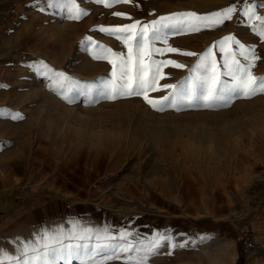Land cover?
I'll return each mask as SVG.
<instances>
[{
  "label": "rangeland",
  "instance_id": "rangeland-1",
  "mask_svg": "<svg viewBox=\"0 0 264 264\" xmlns=\"http://www.w3.org/2000/svg\"><path fill=\"white\" fill-rule=\"evenodd\" d=\"M261 3L132 0L105 6L76 0L85 14L72 20L66 7H51L49 0L0 1V247L11 252L19 247L17 238L26 241L57 225L68 232L77 221L81 228H107L113 236L130 231L129 240L167 234L170 240L148 264H222L232 253L230 264H264V94L234 99L228 107L157 111L137 96L92 101L81 95L68 102L45 74L47 68L63 72L95 92L112 79L113 66L94 58V49L127 53L102 27L235 5L222 25L169 33L167 43L155 42L179 51L154 59L186 65L164 67L159 84L188 78L209 47L222 65L216 42L228 35L254 50L259 59L251 71L264 77V39L252 31L261 22L244 15L252 4L264 16ZM237 58L246 63L238 53ZM170 91L161 87L148 95L159 99ZM17 115L22 119L13 118ZM9 160L38 162L44 169L31 168L33 180L26 185ZM24 185L31 192L17 197ZM242 225L253 243L250 250L238 239ZM105 264H126V254Z\"/></svg>",
  "mask_w": 264,
  "mask_h": 264
},
{
  "label": "snow or ice",
  "instance_id": "snow-or-ice-1",
  "mask_svg": "<svg viewBox=\"0 0 264 264\" xmlns=\"http://www.w3.org/2000/svg\"><path fill=\"white\" fill-rule=\"evenodd\" d=\"M130 2L132 0H97V3L105 6ZM49 6L66 7L68 18L72 20L80 19L85 14L77 6L76 0H49ZM259 6L264 7V3ZM254 8V5L247 4L244 15L249 21L261 22L259 25L253 24L252 31L264 39V16L257 15ZM236 10V6L232 5L203 15L187 11L160 16L143 24L139 20H133L124 25L102 27L101 31L113 35L123 43L127 53H117L103 46L94 49V58L107 60L113 66L112 79L105 83L103 89L98 88L95 92L87 86L75 84L63 72L47 68L45 74L68 102H73V97L81 95L88 96L92 101L137 96L142 97L157 111H163L165 107L176 110L228 107L234 99H249L264 94V77H257L251 71L254 62L259 59L252 48L241 44L232 35L222 37L216 42L222 54V65L217 61L212 47H209L199 54L189 77L177 84L160 85L159 80L164 78L162 69L169 65L175 68H184L186 65L175 60H156L153 56L179 51L173 47H155V42L163 40L167 43L169 33L176 34L181 30L198 32L202 28L222 25L232 18ZM113 15L131 19L127 13L116 12ZM232 44L236 45V50L231 47ZM237 53L246 63L237 58ZM183 54L197 56L193 52ZM161 87L171 91L159 99L149 97L148 93L156 92ZM13 118L22 119L18 115ZM72 223L73 228L68 232L57 225L54 229H41L26 241L17 238L19 247L11 252L0 247V264H55L57 260H63L67 264L73 259L79 260L81 264H105L106 261L120 259L121 254H126V264H148L150 256L156 254L161 243L170 240L165 233H157L151 239L129 240L133 236L130 231H120L113 236L107 228H81L77 221ZM93 238L97 243H89Z\"/></svg>",
  "mask_w": 264,
  "mask_h": 264
},
{
  "label": "crops",
  "instance_id": "crops-1",
  "mask_svg": "<svg viewBox=\"0 0 264 264\" xmlns=\"http://www.w3.org/2000/svg\"><path fill=\"white\" fill-rule=\"evenodd\" d=\"M0 1H3V0H0ZM257 1H264V0H257ZM9 162H10L11 166L14 165V167L20 168V171H17L16 170V174L18 175V178H21V181H23V179L24 180L26 179V183H25L26 185L29 184L30 181L33 180L32 179L33 177L31 175V173H32V169L31 168H33V171L34 172L35 171H38L39 172L40 170H43L44 169V164L41 165V163H38V162L37 163H34L31 166L30 165L28 166L27 164L25 165L23 163L16 164V162H14V160L13 161L12 160H9ZM21 171L22 172L25 171V172L22 173ZM38 172H36V173H38ZM26 185H24L21 189L18 190L19 196H17V197L22 196L24 193H26V191L31 192L30 190L27 189V186ZM163 246L161 245V247H163ZM234 258H235V256H234ZM233 261H234V259H233Z\"/></svg>",
  "mask_w": 264,
  "mask_h": 264
},
{
  "label": "built area",
  "instance_id": "built-area-1",
  "mask_svg": "<svg viewBox=\"0 0 264 264\" xmlns=\"http://www.w3.org/2000/svg\"><path fill=\"white\" fill-rule=\"evenodd\" d=\"M238 239L242 240V246L244 250H250L253 247V243L251 242V237L246 225H242L240 228Z\"/></svg>",
  "mask_w": 264,
  "mask_h": 264
},
{
  "label": "bare ground",
  "instance_id": "bare-ground-1",
  "mask_svg": "<svg viewBox=\"0 0 264 264\" xmlns=\"http://www.w3.org/2000/svg\"><path fill=\"white\" fill-rule=\"evenodd\" d=\"M233 257H234V253H232V255L230 256V260L228 263L223 262L222 264H230V262H232V260H233Z\"/></svg>",
  "mask_w": 264,
  "mask_h": 264
}]
</instances>
